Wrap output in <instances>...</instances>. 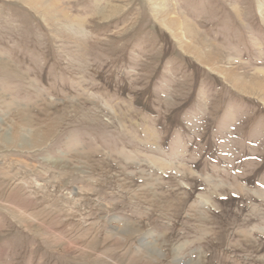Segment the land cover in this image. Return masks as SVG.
<instances>
[{
	"label": "rangeland",
	"instance_id": "rangeland-1",
	"mask_svg": "<svg viewBox=\"0 0 264 264\" xmlns=\"http://www.w3.org/2000/svg\"><path fill=\"white\" fill-rule=\"evenodd\" d=\"M53 1L0 0V264H264V0Z\"/></svg>",
	"mask_w": 264,
	"mask_h": 264
},
{
	"label": "bare ground",
	"instance_id": "bare-ground-1",
	"mask_svg": "<svg viewBox=\"0 0 264 264\" xmlns=\"http://www.w3.org/2000/svg\"><path fill=\"white\" fill-rule=\"evenodd\" d=\"M152 2H160V3H165L166 0H150ZM30 2H34L37 5H40L41 7L53 10L56 8H59V5L53 1V0H30ZM164 12L167 14V10L163 9V10H157V12ZM159 12V13H160ZM171 14V13H170ZM171 17V16H170ZM75 22V21H73ZM163 26H165V28H169L171 30L177 31V29H182V24H180L175 17H171L169 18V20H167V16L166 19L164 20V22H161ZM262 88L264 89V85H262Z\"/></svg>",
	"mask_w": 264,
	"mask_h": 264
}]
</instances>
